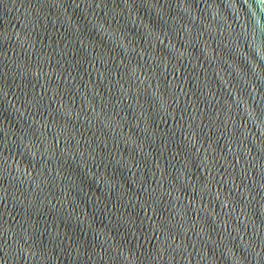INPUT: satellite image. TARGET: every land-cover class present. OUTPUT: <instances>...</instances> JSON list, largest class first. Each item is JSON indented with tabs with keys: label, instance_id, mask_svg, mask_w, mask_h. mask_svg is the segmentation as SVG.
Segmentation results:
<instances>
[{
	"label": "water",
	"instance_id": "95a60500",
	"mask_svg": "<svg viewBox=\"0 0 264 264\" xmlns=\"http://www.w3.org/2000/svg\"><path fill=\"white\" fill-rule=\"evenodd\" d=\"M0 264H264V0H0Z\"/></svg>",
	"mask_w": 264,
	"mask_h": 264
}]
</instances>
